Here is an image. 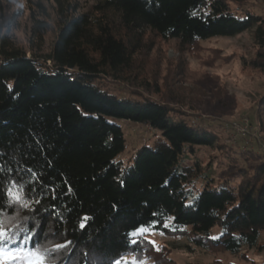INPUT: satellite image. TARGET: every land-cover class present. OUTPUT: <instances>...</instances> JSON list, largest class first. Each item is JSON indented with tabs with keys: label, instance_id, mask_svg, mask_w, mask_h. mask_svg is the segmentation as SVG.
Returning a JSON list of instances; mask_svg holds the SVG:
<instances>
[{
	"label": "trees",
	"instance_id": "16d2710c",
	"mask_svg": "<svg viewBox=\"0 0 264 264\" xmlns=\"http://www.w3.org/2000/svg\"><path fill=\"white\" fill-rule=\"evenodd\" d=\"M246 1L95 0L84 9L79 0H53L57 29L46 51L48 27L40 18L34 17L32 32L39 44L29 55L1 36L4 227L23 234L35 223L33 244L48 250L70 242L51 253L55 264H113L126 255L138 263L149 256L155 264H175L165 248L157 251L145 237L129 242L130 231L154 221L155 231L189 232L195 245L234 256L264 250V159L217 179L214 160L203 163L199 153L215 149L228 162L235 158L203 121L103 83L131 71L146 30L190 47L253 29L257 58H245L243 65L264 71V16L245 7ZM259 104L264 124V95ZM110 118L157 131L131 164L119 158L127 147L125 133ZM10 180L17 181L21 203L5 194Z\"/></svg>",
	"mask_w": 264,
	"mask_h": 264
},
{
	"label": "rangeland",
	"instance_id": "374dc122",
	"mask_svg": "<svg viewBox=\"0 0 264 264\" xmlns=\"http://www.w3.org/2000/svg\"><path fill=\"white\" fill-rule=\"evenodd\" d=\"M79 1L84 9L95 2ZM52 4L53 0H0V37L19 44L29 55L31 46L39 44L34 42L32 32L34 17L40 18L48 27L47 42L43 45L46 51L57 29ZM244 5L264 16V0H247ZM141 48L133 57L131 71L122 80L106 77L103 83L123 95L135 91L174 105L196 122L203 121L205 127L216 133L221 144L233 150L235 158L234 163L228 162L229 156L226 158L225 153L215 149L199 153L203 163L210 158L214 160L217 179H223L237 168L262 162L264 124L259 103L264 95V71L243 65L245 58L246 61L257 58L253 29L233 37L200 41L190 47L182 46L176 39L164 40L146 30ZM110 120L124 130L127 147L119 158L126 165L134 162L137 150L144 143L151 145L155 139L157 131L146 125L119 118ZM146 238L155 241L160 250L165 248L175 264H264V250L234 256L221 248L195 245L189 232L171 235L155 231ZM133 260V255H126L119 261L131 264ZM143 264L155 262L147 256Z\"/></svg>",
	"mask_w": 264,
	"mask_h": 264
},
{
	"label": "snow or ice",
	"instance_id": "6c2138e0",
	"mask_svg": "<svg viewBox=\"0 0 264 264\" xmlns=\"http://www.w3.org/2000/svg\"><path fill=\"white\" fill-rule=\"evenodd\" d=\"M37 182H40V176L37 177ZM9 187L6 190V195L11 203H21V198L16 194L19 191L18 184L16 180H10ZM43 186V185H42ZM27 207V205H24ZM9 210L11 209L10 206ZM159 222L154 221L151 225H140L133 231H130L127 235L132 237L129 242L131 244H136L138 241L135 239L137 236L145 237L149 234H155ZM81 229L85 227V224H80ZM163 227L168 228L169 225L165 223ZM38 231V225L32 223L31 226L23 234H19L12 229H6L3 225V221L0 220V264H16L20 261L21 264H55V259L51 253L58 252L62 248H66L68 243L61 245L56 244L51 250L42 248L40 243L37 242L33 244V238ZM163 234V233H161ZM212 239H217V237H212ZM151 243L157 251H159V246L155 241H148ZM115 264H121L119 260ZM131 264H138L137 261L133 260ZM143 264V262H139Z\"/></svg>",
	"mask_w": 264,
	"mask_h": 264
}]
</instances>
